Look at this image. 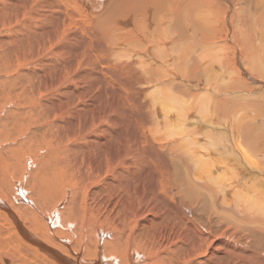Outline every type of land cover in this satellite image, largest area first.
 <instances>
[{
  "label": "bare ground",
  "instance_id": "6f19581e",
  "mask_svg": "<svg viewBox=\"0 0 264 264\" xmlns=\"http://www.w3.org/2000/svg\"><path fill=\"white\" fill-rule=\"evenodd\" d=\"M225 1L0 0V264H264V0Z\"/></svg>",
  "mask_w": 264,
  "mask_h": 264
},
{
  "label": "rangeland",
  "instance_id": "374dc122",
  "mask_svg": "<svg viewBox=\"0 0 264 264\" xmlns=\"http://www.w3.org/2000/svg\"><path fill=\"white\" fill-rule=\"evenodd\" d=\"M221 1H223L225 4H227L226 3V1L225 0H221ZM230 1H232L233 3H234V5H235V7H236V10L238 11L239 10V12H238V18H236V24H239V26L240 25H242V23H243V19L242 18H245L244 17V15H241L242 14V9L240 10V7L243 5L242 3H239V2H237V0H230ZM98 2V1H97ZM100 2V1H99ZM109 2V0H105V2H104V4H103V6H106V4ZM235 3H237V4H235ZM240 4V5H239ZM244 6V5H243ZM227 10V9H226ZM231 10V9H230ZM249 12H247V14H248ZM241 19V20H240ZM241 27H243V26H241ZM7 105V104H6ZM6 107H8L9 108V110H8V112L10 113V114H8V117L11 115V113H13V105H9V106H6ZM11 108V109H10ZM3 117V119H0V130L3 128L2 127V124L4 123V122H7V119H8V117L6 118V117H4V116H2ZM10 119V118H9ZM2 121V122H1ZM4 136L3 135H0V142L2 143H0V146L1 145H3L4 143L3 142H5V138H3ZM22 139H23V137L21 138H18L17 140H16V142H12V143H10V144H7V146L9 145V146H14V145H19L20 144V142L22 141ZM25 139V138H24ZM23 139V140H24ZM2 140V141H1ZM21 140V141H20ZM14 143V144H13ZM13 144V145H12ZM16 146V147H17ZM97 190L99 189V188H96ZM95 189V190H96ZM96 190V191H97ZM155 223V222H154ZM162 223H155V228H157L159 231L160 230H162L160 227L162 226L161 225ZM144 225H148V222H146V221H144ZM211 225H212V231L214 232L213 234H216V235H220V233H222V231L225 229V227L227 228V226L226 225H219L218 223H217V221H213L212 223H211ZM208 228H210V227H208ZM218 230V231H217ZM218 232V233H217ZM230 234H232L231 232H230ZM233 234H235V232L233 231ZM237 234V233H236ZM236 234L234 235V236H232V238L231 239H233V240H236L235 238H236ZM226 236H229V234H227ZM240 236V235H239ZM249 237V236H248ZM238 238V237H237ZM240 238V242H239V245H241V246H243V244L242 243H247V244H249V245H252V246H254V244H256V243H258V244H260L261 246L259 247V253H261V255L263 256V252H264V238H262V239H257L256 241L254 240V241H252L251 240V238L252 239H254L253 237H251V235H250V239L248 238V239H243L241 236L239 237ZM249 240V241H248ZM242 242V243H241ZM244 243V244H245ZM252 246H249L250 248H257V247H252ZM240 251H242V249L240 250ZM243 252V251H242ZM227 253V254H226ZM226 253H224V255H223V257H221L220 258V261H217L218 263H220V264H228V263H230L232 260H233V262L235 261L234 260V258H233V256L231 255L233 252H231V250H230V252H229V249H227L226 250ZM228 255V256H227ZM233 255H234V253H233ZM230 257V258H229ZM229 258V259H228ZM233 258V259H232Z\"/></svg>",
  "mask_w": 264,
  "mask_h": 264
}]
</instances>
